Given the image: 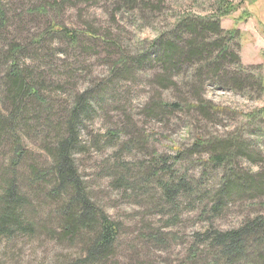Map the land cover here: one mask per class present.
I'll list each match as a JSON object with an SVG mask.
<instances>
[{
  "label": "rangeland",
  "instance_id": "obj_1",
  "mask_svg": "<svg viewBox=\"0 0 264 264\" xmlns=\"http://www.w3.org/2000/svg\"><path fill=\"white\" fill-rule=\"evenodd\" d=\"M52 1L2 0L9 21L5 38L0 35V113L7 108L1 78L8 66L2 53L9 44L26 48L20 62L43 82V95L48 97L51 105L47 113L36 101H28V116L22 123L28 131L20 129L23 157L17 171L18 183L22 190L32 194L28 211L38 228L35 227L36 232L32 235L15 231L9 237H0V264H64L84 255L80 241H68L47 233L48 228L56 226V218L50 215L55 202L40 193L30 192L22 183L29 168H43L50 163L44 147L52 143L54 134L46 126L50 120L53 122L64 114V110L73 105V98L81 92H89L93 113L80 130V139L86 148L76 156L75 164L92 201L120 224L111 253L97 264H182L193 242V234L201 231L203 226L210 223L213 228L225 230L237 227L246 217L264 215L263 207L251 205L258 199L244 200L228 203L221 213L202 221L199 219L200 207L191 197L178 199L174 212L161 205L159 190L153 186L147 187L148 193L144 191L137 197V191L128 189L125 193L111 185L117 178L112 167L118 160H148L151 150L170 157L178 151L184 152L174 165L175 170L195 179L201 177L204 172L202 161L209 157V151H193V154L188 151L200 137L213 140L236 135L242 140H251L250 148L260 151L264 159L261 132L264 131V119H258L261 116L258 110L264 108V93L259 98H250L208 86L204 99L222 107V111L210 113L208 118L196 111L168 114L167 118L155 117L145 114V107L154 100L152 97L158 88L151 81L154 69L135 72L130 79L113 74L115 64L122 56L131 58L145 53L147 44L168 28L173 18L184 11L206 14L214 7V0H150L161 3V10L154 15H144L143 21L137 18L135 10L116 5L117 0H66L59 9L48 8L45 15L28 13L33 6L49 5ZM231 1L238 7L222 18L220 25L223 29L237 28L232 49L238 53L241 66L251 67L264 84V0L253 3L250 0ZM51 22L73 32L77 43L56 33L39 40V36L53 26ZM139 43H143L141 53L137 47ZM162 97L167 98V94L162 93ZM46 113L51 116L50 120L46 119ZM131 129L134 138L143 139V144L130 152H118L121 143L129 138L122 132L131 135ZM110 132H116L117 136L110 139ZM8 135L6 130L0 134V173L9 165L12 156ZM243 164L249 166L247 162ZM220 173L218 168L211 169L205 179V188L213 187ZM151 230L164 233L165 236L159 235L164 241L156 243L151 239L148 236ZM209 260L200 255L188 264H208Z\"/></svg>",
  "mask_w": 264,
  "mask_h": 264
},
{
  "label": "trees",
  "instance_id": "obj_2",
  "mask_svg": "<svg viewBox=\"0 0 264 264\" xmlns=\"http://www.w3.org/2000/svg\"><path fill=\"white\" fill-rule=\"evenodd\" d=\"M250 1L253 3L257 0ZM64 3L67 1L53 0L49 5L33 6L28 13L42 16L48 8L59 9ZM115 3L135 10L140 21L144 20V15H154L161 10V3L150 0H117ZM237 7L231 0H214V7L206 14L184 11L147 44L145 53L131 58L122 56L116 62L117 67L113 71L115 77L121 75L130 79L135 72L154 69L151 81L158 88L152 97L154 100L145 107V114L167 118L175 113L196 111L208 118L210 113L223 110L204 99L208 86L250 98H259L264 93L262 78L255 75L251 67L241 66L238 53L232 49L238 34L237 28L223 29L220 25L221 19ZM8 21L6 9L0 0V35L3 38ZM50 24L53 26L39 36V40L45 35L56 33L71 43H77L73 32L54 22ZM87 33L92 35L91 32ZM137 47L140 51L143 43ZM25 52L26 48L22 45L9 44L2 53L8 64L1 78L7 108L0 113V134L5 130L9 134L8 146L12 156L9 165L0 173V237H9L15 231L32 235L36 232L35 227L38 228L28 211L32 194L22 190L18 183L17 171L23 157L20 129L28 131V127H22L23 119L29 112L26 108L28 101H36L47 113L50 112L51 101L49 103L48 97L43 95V82L36 79L30 68L20 62ZM162 93L167 94V98H163ZM90 99L89 92L77 94L73 98V105L53 122L46 113V119L50 120L46 127L54 134L52 143L44 147L50 163L43 168H29L27 176L22 178L25 179L23 185L30 192L40 193L55 202L50 215L56 218V226L48 228L47 233L68 241L78 240L84 249L83 256L67 260L64 264H97L105 260L120 232V224L110 219L92 201L86 182L75 164L76 156L86 148L80 139V130L93 113ZM258 112L261 114L258 113V119H264V108ZM130 132L131 135L122 132L129 138L121 143L118 152H130L143 144V139L134 138L133 129ZM261 132L264 136V131ZM108 135L110 139L117 136L116 132ZM251 143V140L245 141L236 135L227 139L197 138L188 151L192 154L200 150L209 151V157L202 161L204 172L197 179L181 175L174 168L184 152L178 151L170 157L151 150L148 151L151 155L148 160H118L112 167V173L117 178L111 185L125 193L128 189L137 191V197L144 191L148 193L150 190H146L147 187L153 186L159 190L161 205L174 212L178 199L191 197L200 207L199 219L202 221L215 217L228 203L237 201L258 199L251 205L264 208V159L260 151L250 148ZM245 162L249 164L248 167L244 166ZM217 168L221 170L220 178L213 187L205 188V179L210 170ZM159 204L156 207H160ZM153 231L148 234L151 239L156 243L164 241L159 236H165L164 233ZM200 255L210 259L208 264H264V215L246 217L237 227L225 230L213 228L210 223L203 226L201 231L193 234V242L182 264L193 263Z\"/></svg>",
  "mask_w": 264,
  "mask_h": 264
}]
</instances>
